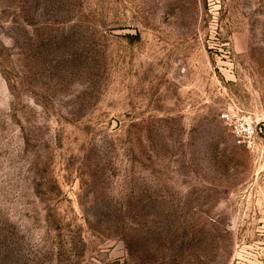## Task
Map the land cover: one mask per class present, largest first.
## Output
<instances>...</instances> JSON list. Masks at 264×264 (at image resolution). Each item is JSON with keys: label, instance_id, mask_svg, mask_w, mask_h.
I'll return each instance as SVG.
<instances>
[{"label": "rangeland", "instance_id": "rangeland-1", "mask_svg": "<svg viewBox=\"0 0 264 264\" xmlns=\"http://www.w3.org/2000/svg\"><path fill=\"white\" fill-rule=\"evenodd\" d=\"M0 264H264V0H0Z\"/></svg>", "mask_w": 264, "mask_h": 264}, {"label": "built area", "instance_id": "built-area-1", "mask_svg": "<svg viewBox=\"0 0 264 264\" xmlns=\"http://www.w3.org/2000/svg\"><path fill=\"white\" fill-rule=\"evenodd\" d=\"M219 118L234 137L237 144L250 147L256 134V124L250 116L242 114L237 107H228Z\"/></svg>", "mask_w": 264, "mask_h": 264}]
</instances>
